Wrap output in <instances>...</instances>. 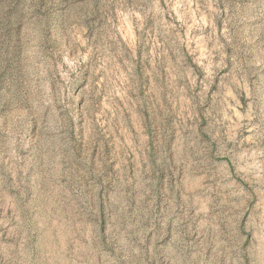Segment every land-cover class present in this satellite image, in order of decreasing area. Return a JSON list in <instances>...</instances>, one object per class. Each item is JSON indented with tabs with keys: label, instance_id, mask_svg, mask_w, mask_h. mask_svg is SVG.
I'll list each match as a JSON object with an SVG mask.
<instances>
[{
	"label": "rangeland",
	"instance_id": "rangeland-1",
	"mask_svg": "<svg viewBox=\"0 0 264 264\" xmlns=\"http://www.w3.org/2000/svg\"><path fill=\"white\" fill-rule=\"evenodd\" d=\"M0 264H264V0H0Z\"/></svg>",
	"mask_w": 264,
	"mask_h": 264
}]
</instances>
